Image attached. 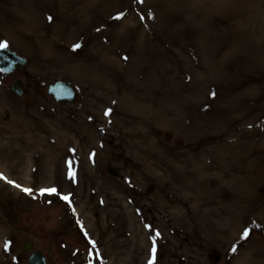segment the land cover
Returning <instances> with one entry per match:
<instances>
[{
    "label": "rangeland",
    "instance_id": "obj_1",
    "mask_svg": "<svg viewBox=\"0 0 264 264\" xmlns=\"http://www.w3.org/2000/svg\"><path fill=\"white\" fill-rule=\"evenodd\" d=\"M0 42L28 59L0 72V173L33 189L0 180V264H28L26 242L48 264H148L153 240L155 264H264V0H0ZM59 80L76 103L47 94ZM197 177L216 191L201 226Z\"/></svg>",
    "mask_w": 264,
    "mask_h": 264
},
{
    "label": "bare ground",
    "instance_id": "obj_2",
    "mask_svg": "<svg viewBox=\"0 0 264 264\" xmlns=\"http://www.w3.org/2000/svg\"><path fill=\"white\" fill-rule=\"evenodd\" d=\"M112 99H114V97H110ZM127 101H130L129 99ZM126 103L123 101V99H119L116 96V109L118 111H123V110H127L131 107L130 102ZM132 101V100H131ZM121 109V110H120ZM109 110V109H108ZM113 116H116L113 115ZM7 132L6 130H3L2 133ZM10 134L12 133V135H14V129H9ZM132 132V131H129ZM132 134H135L134 132H132ZM11 135V136H12ZM136 135V134H135ZM14 138V136H13ZM59 140H57L58 142ZM28 147L32 146L30 143H28L27 145ZM29 156L27 155V158ZM199 173V172H196ZM201 174V173H199ZM203 175V174H202ZM210 184V180L209 179H205L203 180V177H197L194 178L193 180H191L190 182H188L183 188V192L185 195V202L189 203L190 205H193L196 210L199 211V214L197 215H185L186 220L188 223L192 224L193 226H201V224H205L208 223L209 220L211 219V215H213V212L215 214L216 211H211L209 208L212 206V203L215 204L214 201H212L213 199L211 198V196L213 197L212 194H215V192H213L211 190V187L209 186ZM180 187V184H179ZM215 196V195H214ZM208 198L211 200L208 201ZM144 242V240H143Z\"/></svg>",
    "mask_w": 264,
    "mask_h": 264
},
{
    "label": "water",
    "instance_id": "obj_3",
    "mask_svg": "<svg viewBox=\"0 0 264 264\" xmlns=\"http://www.w3.org/2000/svg\"><path fill=\"white\" fill-rule=\"evenodd\" d=\"M26 59L11 52L8 49L0 50V69H8L4 71L6 73H14L18 66H24ZM12 89L21 94L17 86H12ZM48 94L52 95L56 102L69 101L73 102L76 99V90L69 82H56L48 86ZM109 172L116 174L112 168H109ZM32 248L31 244L24 246V250L27 252ZM219 257H214V261L217 262ZM29 264H46L44 255L40 251L33 252L28 258Z\"/></svg>",
    "mask_w": 264,
    "mask_h": 264
},
{
    "label": "snow or ice",
    "instance_id": "obj_4",
    "mask_svg": "<svg viewBox=\"0 0 264 264\" xmlns=\"http://www.w3.org/2000/svg\"><path fill=\"white\" fill-rule=\"evenodd\" d=\"M122 15L123 14H121L120 16H117L116 19H120ZM74 47L78 48L79 45H74ZM7 48H8V45H7L6 42H0V50H4V49H7ZM3 71H8V69H0V72H3ZM108 115H110V110H106L105 111V116H108ZM70 176L74 177V173L70 172ZM0 180H5L8 184L20 189L25 194H28V195H32L33 194V189L21 187V185H19L18 183L14 182L12 180H8L2 173H0ZM57 194H58V189L55 188V187H52V188H41L38 191V193H36V195H38V196H54V195H57ZM33 198H35V196ZM59 198L61 200L65 201V202H68L69 205L71 206V197H70V195H60ZM72 210L75 211L74 208ZM85 235L87 237V234H85ZM155 235L159 236L160 234H159V232H156ZM248 236H249V231L247 229H245L243 234H242V238H247ZM89 244H91L93 248L95 247V242L94 241L89 240ZM4 247H5V251H7L8 247H9L8 243H5ZM150 251H151V258L149 259L148 264H155V260H156V244H155V240H153L152 248H151ZM232 251L236 252L237 249L235 247H233ZM91 255H92V252L90 250L89 251V256H91ZM97 256H99V253H97Z\"/></svg>",
    "mask_w": 264,
    "mask_h": 264
}]
</instances>
